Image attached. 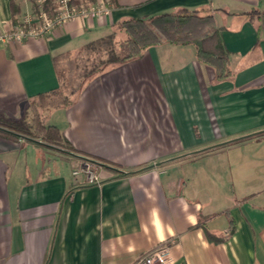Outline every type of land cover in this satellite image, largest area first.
<instances>
[{"label":"crops","instance_id":"1","mask_svg":"<svg viewBox=\"0 0 264 264\" xmlns=\"http://www.w3.org/2000/svg\"><path fill=\"white\" fill-rule=\"evenodd\" d=\"M11 1L0 0V34L13 30ZM99 1L108 16L0 41L1 118H30L58 88L53 56L179 8L214 16L232 77L216 81L192 45L163 43L52 108L78 152L132 175L100 169L90 183L73 175L85 160L0 136V264H131L172 240L171 264H264V0L74 3Z\"/></svg>","mask_w":264,"mask_h":264},{"label":"trees","instance_id":"2","mask_svg":"<svg viewBox=\"0 0 264 264\" xmlns=\"http://www.w3.org/2000/svg\"><path fill=\"white\" fill-rule=\"evenodd\" d=\"M56 1L43 0L42 4H39V0H28L31 5L30 12L36 15L43 10L53 16L57 7ZM110 1L115 3L117 0ZM11 9V23L15 29L22 23L26 12L22 13L18 0L11 1ZM221 31L222 28L216 25L214 16L204 9L179 8L144 18H126L114 24L110 34L78 50L53 56L52 62L59 86L51 92L36 96L33 105L35 103L38 109H44L45 106L67 107L90 78L136 59L148 49L163 43L194 46L197 59L214 70L216 81L228 80L232 77L230 52L223 42ZM52 99H56V105H52ZM43 112L37 111L32 122H29V118L16 120L0 117V136L14 142L23 138L38 143L90 162L116 177L141 171L123 172L114 165L81 154L57 126L48 122V117ZM231 231L233 227L229 232Z\"/></svg>","mask_w":264,"mask_h":264},{"label":"built area","instance_id":"3","mask_svg":"<svg viewBox=\"0 0 264 264\" xmlns=\"http://www.w3.org/2000/svg\"><path fill=\"white\" fill-rule=\"evenodd\" d=\"M42 2L43 0H39V4H42ZM56 2L57 7L53 16L48 15L43 10H40L36 15L28 13L17 28L0 34V41L22 42L29 38H41L50 34L54 29L63 27L77 19L108 16L111 12L108 5L103 1L92 5L83 2L75 4V0H57ZM89 163L85 164L80 170H74L73 175L84 174L90 183L98 182L100 179L99 174L92 170L91 163ZM173 245V240L163 242L131 264H171V248Z\"/></svg>","mask_w":264,"mask_h":264},{"label":"rangeland","instance_id":"4","mask_svg":"<svg viewBox=\"0 0 264 264\" xmlns=\"http://www.w3.org/2000/svg\"><path fill=\"white\" fill-rule=\"evenodd\" d=\"M84 56H85V54H84ZM55 100H56V99H52V100H51L52 105H56L57 102H55ZM51 107H52V106H45L44 109H41V108L38 109V106L36 107V104L34 103V105L32 106L31 113H30L29 122H32V119H33V117H34V115H35V113H36L37 111H39V112L44 111V112H43L44 115H47V116L49 117V118H48V122L51 123V122H50V116H51V114H52V108H51ZM74 160H75V159H74ZM87 163H88V162H83V163H81V164H78L77 161L75 160V161H72V167H74V169H78V170H80V169H81L85 164H87ZM89 164H90V163H89ZM90 166H91L92 170H94V172H96L97 174H99V172H100V169H99V168L93 166L92 164H90Z\"/></svg>","mask_w":264,"mask_h":264},{"label":"water","instance_id":"5","mask_svg":"<svg viewBox=\"0 0 264 264\" xmlns=\"http://www.w3.org/2000/svg\"><path fill=\"white\" fill-rule=\"evenodd\" d=\"M41 144H43V143H41ZM46 147V146H45Z\"/></svg>","mask_w":264,"mask_h":264}]
</instances>
